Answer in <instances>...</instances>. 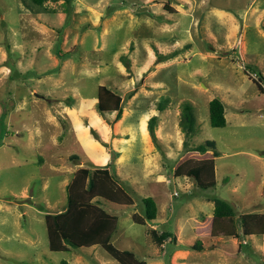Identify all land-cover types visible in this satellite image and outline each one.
<instances>
[{
    "label": "rangeland",
    "instance_id": "1",
    "mask_svg": "<svg viewBox=\"0 0 264 264\" xmlns=\"http://www.w3.org/2000/svg\"><path fill=\"white\" fill-rule=\"evenodd\" d=\"M253 1L59 0L36 14L23 0H0V264H80L79 255L82 264H120L100 245L49 247L46 215L67 207V186L82 166L120 171L134 197L131 207L108 205L119 217L118 248L148 264H264V236L211 240L214 206L206 199L226 198L239 214L264 213V92L254 82L264 75V40L251 16L244 58L211 48L241 37H227L230 23L214 9L240 22ZM160 54L171 57L159 61ZM101 84L122 95L121 117L98 110ZM214 97L225 102L224 127L211 124ZM185 100L199 126L192 144L210 139L218 150L212 188L174 173L185 151ZM156 113L158 144L147 129ZM146 196L159 213L144 224L132 215L144 214ZM152 225L173 234L162 247ZM197 239L205 249L187 246Z\"/></svg>",
    "mask_w": 264,
    "mask_h": 264
},
{
    "label": "trees",
    "instance_id": "2",
    "mask_svg": "<svg viewBox=\"0 0 264 264\" xmlns=\"http://www.w3.org/2000/svg\"><path fill=\"white\" fill-rule=\"evenodd\" d=\"M49 1L59 0H23L24 4L34 13L50 12L47 5ZM68 0H65V2ZM126 7V6H122ZM169 7L165 5V9ZM264 29V23L262 24ZM160 60L170 58L168 54H160ZM254 79L264 92L263 80ZM123 98L111 86L101 84L98 87L97 108L101 114L117 112L121 117L123 112ZM210 120L214 127L227 125L226 106L222 98L214 97L209 102ZM159 113L149 119L148 132L153 141L158 144V136L155 131ZM180 126L184 133V153L175 162V176H183L193 179L195 184L203 189L212 188L216 185V163L218 154L214 141L208 139L200 144H192V138L199 131L195 108L191 101L182 103ZM78 155L71 156L77 159ZM120 176L110 171L108 166L90 167L82 166L72 181L67 186L68 202L65 210L46 215V225L49 237V247L52 251H70L71 249L82 250L84 247L101 246L111 257L120 264H147L133 250L121 249L114 245L112 237L117 230L119 217L112 214L108 205L132 206L134 197L126 187L121 184ZM214 212L209 235L211 240L219 237H244L264 236V213L239 214L235 205L223 197H214ZM145 212H135L132 217L136 222H155L158 218L159 206L153 196L142 199ZM150 235L157 246H163L173 234L164 229L161 233L156 228L150 229ZM205 243L197 239L188 247L194 250L205 249ZM69 264L67 260L62 262Z\"/></svg>",
    "mask_w": 264,
    "mask_h": 264
},
{
    "label": "crops",
    "instance_id": "3",
    "mask_svg": "<svg viewBox=\"0 0 264 264\" xmlns=\"http://www.w3.org/2000/svg\"><path fill=\"white\" fill-rule=\"evenodd\" d=\"M213 12H214L215 16L220 21H222L224 24L226 22H229L230 23L231 26L229 24H227L228 25V28H229L228 31H227V37L228 38L233 37L234 38L233 40H235V37H236V35H237L238 32L241 35L239 41H237L235 43V41H231L230 40L229 43H228V46L213 45L211 48L214 51L217 50L216 49L217 47H221L222 49L224 47H228L229 49L235 50V52L238 53V56L244 58V55H245V53L248 50V47H247L248 45H247V40H246V36L245 35H246V33L248 32V29L251 26V24H250L252 22L251 16L255 20L254 23H255V26L257 28V31H258L260 37L264 40V29L262 28V24L264 23V5L259 0L253 1L251 3V6H249L245 10V12H244L243 15H241V19H240L241 21L240 22H239V19L237 18V16L232 11H230L229 9H220V8H217L216 10L214 9ZM207 52L208 51H206V54H204V56L210 55V54H207ZM211 54L214 55V53H211ZM214 56H216V54ZM263 87H264V82H263ZM121 158L122 157H120V159ZM52 169L55 170V171H61V168L58 169V168L53 167ZM62 172H63V170H62ZM119 176H121L120 175V171H119ZM121 177L123 178V176H121ZM188 188L192 190V188L190 186ZM189 189H187V192H188ZM189 194L192 195V193H189ZM213 198L214 197L206 196V199L209 202H211L213 204V206L215 207V203H214V199ZM64 210H65V208H64ZM109 210H110V212L112 211V209H110V208H109ZM213 212H214V210H213ZM212 219H213V215L209 218V227H211ZM152 226L158 229V227H156L155 225H152ZM158 231H159V233L162 232V230H160V229H158ZM229 238H234V237H229ZM247 239H248V237H244L243 238V241L246 243V240ZM241 240L242 239H240V241ZM188 244H190V243H187V246H188ZM163 245H165V244H163ZM179 251L180 252H183V253H186V254H189V250H187L186 248L182 249V247H181V248H179ZM77 261L80 264H82L83 262L86 263L82 255H79L77 257Z\"/></svg>",
    "mask_w": 264,
    "mask_h": 264
},
{
    "label": "built area",
    "instance_id": "4",
    "mask_svg": "<svg viewBox=\"0 0 264 264\" xmlns=\"http://www.w3.org/2000/svg\"><path fill=\"white\" fill-rule=\"evenodd\" d=\"M188 192H189V193H192V190H191V189H189V190H188ZM176 194H177V193H176Z\"/></svg>",
    "mask_w": 264,
    "mask_h": 264
},
{
    "label": "bare ground",
    "instance_id": "5",
    "mask_svg": "<svg viewBox=\"0 0 264 264\" xmlns=\"http://www.w3.org/2000/svg\"><path fill=\"white\" fill-rule=\"evenodd\" d=\"M142 129V128H141Z\"/></svg>",
    "mask_w": 264,
    "mask_h": 264
}]
</instances>
